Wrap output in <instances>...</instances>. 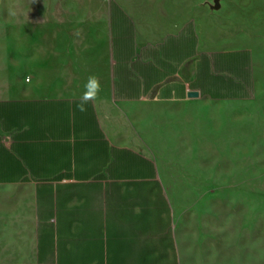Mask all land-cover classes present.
I'll list each match as a JSON object with an SVG mask.
<instances>
[{"label": "crops", "instance_id": "1", "mask_svg": "<svg viewBox=\"0 0 264 264\" xmlns=\"http://www.w3.org/2000/svg\"><path fill=\"white\" fill-rule=\"evenodd\" d=\"M76 14L105 78L97 99L81 112V95L0 98V264H189L158 162L125 133L137 106L197 92L251 104L242 136L264 149V53L214 48L166 0H80Z\"/></svg>", "mask_w": 264, "mask_h": 264}, {"label": "rangeland", "instance_id": "2", "mask_svg": "<svg viewBox=\"0 0 264 264\" xmlns=\"http://www.w3.org/2000/svg\"><path fill=\"white\" fill-rule=\"evenodd\" d=\"M47 1L46 19L45 0H0V98L81 95L90 75L105 83L94 72L91 25L76 14L80 0ZM166 1L195 17L214 48L264 53V0ZM251 107L199 97L145 103L135 109L136 129L125 133L158 162L196 250L189 264H264V149L253 153L252 138L242 136Z\"/></svg>", "mask_w": 264, "mask_h": 264}, {"label": "clouds", "instance_id": "3", "mask_svg": "<svg viewBox=\"0 0 264 264\" xmlns=\"http://www.w3.org/2000/svg\"><path fill=\"white\" fill-rule=\"evenodd\" d=\"M8 15L10 17H15L17 13L14 9H9ZM100 91L101 84L99 78L95 75H90L84 85V91L79 97L77 109L81 112H85L87 110V105L97 99Z\"/></svg>", "mask_w": 264, "mask_h": 264}, {"label": "water", "instance_id": "4", "mask_svg": "<svg viewBox=\"0 0 264 264\" xmlns=\"http://www.w3.org/2000/svg\"><path fill=\"white\" fill-rule=\"evenodd\" d=\"M191 96L197 97V96H199V94L197 92H194V93H191Z\"/></svg>", "mask_w": 264, "mask_h": 264}]
</instances>
